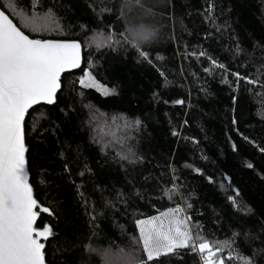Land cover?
Returning a JSON list of instances; mask_svg holds the SVG:
<instances>
[{
	"label": "trees",
	"instance_id": "1",
	"mask_svg": "<svg viewBox=\"0 0 264 264\" xmlns=\"http://www.w3.org/2000/svg\"><path fill=\"white\" fill-rule=\"evenodd\" d=\"M17 5L33 10L0 0L31 39L82 47L24 122L46 263L140 264L139 222L179 208L196 250L147 264H205L197 235L224 264H264V0H40L39 32Z\"/></svg>",
	"mask_w": 264,
	"mask_h": 264
},
{
	"label": "snow or ice",
	"instance_id": "2",
	"mask_svg": "<svg viewBox=\"0 0 264 264\" xmlns=\"http://www.w3.org/2000/svg\"><path fill=\"white\" fill-rule=\"evenodd\" d=\"M15 3V0H13ZM40 0H33V10L17 9L25 27L39 32L53 22L51 12H36ZM141 55H144L141 53ZM80 65V45L30 39L8 15L0 11V264H45L41 239L51 230L37 231V201L33 198L25 174L24 117L28 109L41 101L53 103L60 87L61 73ZM249 83H253L249 81ZM80 84L100 86L86 72ZM104 95L109 89L100 88ZM47 212V208L40 209ZM180 209L165 213L163 218L138 224L146 260L140 264L190 245L196 250L186 221L179 219ZM199 240L198 251L205 264H224L217 257L223 246ZM230 247L229 242H225ZM215 249V250H214ZM233 258V257H229ZM241 264H252L250 258L235 257Z\"/></svg>",
	"mask_w": 264,
	"mask_h": 264
},
{
	"label": "water",
	"instance_id": "3",
	"mask_svg": "<svg viewBox=\"0 0 264 264\" xmlns=\"http://www.w3.org/2000/svg\"><path fill=\"white\" fill-rule=\"evenodd\" d=\"M0 11H2V10L0 9ZM5 15H7V14L5 13ZM13 23H14V22H13ZM29 38H30V37H29ZM30 39H31V38H30ZM45 41L68 42V43L75 42V43H78V44L80 45V65H79V67H77V68H72V69H69V70H67V71H65V72H63V73H61L60 78H61L64 74H66V73H71V72L75 71L76 69H78V68H80V67L82 66V61H83L82 47H81V44H80L78 41H65V40H45ZM59 89H60V87L57 89V92L59 91ZM57 92H56V94H57ZM56 94H55V98H54V102H53V103L49 104V103H46V102H44V101H41V102H39L38 104H35V105H33L31 108H29V109H28V112L25 114L24 122H25V120H26V117H27L28 113H29V112H30L35 106H38V105L51 106V105H53V104L55 103V100H56ZM23 128H24V124H23ZM24 145H25V142H24ZM24 156H25V174H26V176H27L28 184H29L30 188L32 189V187H31V185H30V182H29V172H28L27 162H26V146H25V153H24ZM32 195H33V191H32ZM33 198H34V196H33ZM34 199H35V198H34ZM35 200H36V199H35ZM37 206H38V203H37ZM35 211H36V209H35ZM35 222H36V221H35ZM34 226H35V223H34ZM37 231H39V230H37ZM40 242H41V241H40ZM41 243H42V242H41ZM42 244H43V243H42ZM42 251H44V248H43ZM44 260H45V258H44ZM45 264H47V263H46V260H45Z\"/></svg>",
	"mask_w": 264,
	"mask_h": 264
},
{
	"label": "rangeland",
	"instance_id": "4",
	"mask_svg": "<svg viewBox=\"0 0 264 264\" xmlns=\"http://www.w3.org/2000/svg\"><path fill=\"white\" fill-rule=\"evenodd\" d=\"M86 73V72H85ZM85 73H84V75L82 76V78L81 79H83L84 78V76H85ZM91 75V74H90ZM91 77L96 81V83L100 86V88H106V89H109L108 87H106V86H104V85H102L101 83H99L92 75H91ZM80 79V80H81ZM83 87H85V86H83ZM86 88H92V89H94V90H96V91H98L99 93H101L102 95H104L101 91H100V88H97V87H86ZM110 90V89H109ZM110 92L112 93V90H110ZM156 218H153V219H147V220H142V221H149V220H155ZM142 221H140V222H142ZM139 222V223H140ZM139 228V227H138ZM139 231V237H140V229L138 230ZM43 239H41V241H42ZM140 241L142 242V240L140 239ZM142 244H143V242H142Z\"/></svg>",
	"mask_w": 264,
	"mask_h": 264
}]
</instances>
